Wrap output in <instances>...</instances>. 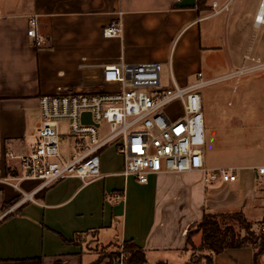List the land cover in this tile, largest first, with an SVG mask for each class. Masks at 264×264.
I'll return each instance as SVG.
<instances>
[{
	"label": "crops",
	"instance_id": "1",
	"mask_svg": "<svg viewBox=\"0 0 264 264\" xmlns=\"http://www.w3.org/2000/svg\"><path fill=\"white\" fill-rule=\"evenodd\" d=\"M261 1L204 0L197 7L195 0L178 8L176 0H0V177L22 173L17 157L37 140L40 96L101 92L104 66L161 65L167 57L184 87L202 67L203 80L235 81L229 96L222 88L206 101L216 106L202 112V157L207 169L235 168L237 175L235 182L204 184L202 173L164 172L140 184L121 176L122 158L110 146L100 154V178L88 185L68 178L22 202L20 192L0 183V264H106L96 262L91 243L124 242L140 248L146 264H187L186 235L204 214L241 213L254 226L264 219V186L256 176L264 167V71L234 77L246 56L264 59V41L250 42L248 32L264 27L255 22ZM119 10L122 36L104 38L102 29ZM32 18L39 47L26 35ZM175 83L172 77L169 86ZM39 184L23 181L19 189L32 193ZM259 260L264 264V255ZM211 264H254V249H226Z\"/></svg>",
	"mask_w": 264,
	"mask_h": 264
},
{
	"label": "built area",
	"instance_id": "2",
	"mask_svg": "<svg viewBox=\"0 0 264 264\" xmlns=\"http://www.w3.org/2000/svg\"><path fill=\"white\" fill-rule=\"evenodd\" d=\"M263 2L255 17L259 25H264ZM211 9L215 14L221 11L216 3L211 4ZM122 14L120 10L115 12V18L102 29L104 38L122 36ZM37 27V20L30 19L26 35L39 47L42 39ZM245 61L247 65L234 77L264 71V59L246 56ZM161 70L159 63L125 65L119 62L102 69V82L112 85L110 91L40 96L37 140L28 154L17 157L22 173L17 177H0V183L20 192L22 202L32 200L36 192L68 178L88 185L100 178V154L110 146L122 158L121 176L132 177L140 184H146L150 175L164 172L202 173L204 184L235 182V168L207 169L203 163L200 91L215 80H203L198 74L196 82L187 87L164 86ZM173 104L180 106V113L171 116L166 109ZM84 113L90 114V123L81 122ZM68 137L73 140V148L66 159L63 153L67 150L63 151L61 145ZM256 176L264 186V167L256 169ZM23 181L40 184L34 192L23 193L19 189ZM111 197L123 198L121 193H113ZM255 230L264 236V219L257 223ZM127 258L121 251L108 264H126Z\"/></svg>",
	"mask_w": 264,
	"mask_h": 264
},
{
	"label": "rangeland",
	"instance_id": "3",
	"mask_svg": "<svg viewBox=\"0 0 264 264\" xmlns=\"http://www.w3.org/2000/svg\"><path fill=\"white\" fill-rule=\"evenodd\" d=\"M229 4H230L229 5V7H230L232 3H229ZM229 7H228V9H229ZM220 17H222L221 19L223 21L226 20L225 13H223ZM214 20H216V19H214ZM213 21H210L205 25L208 26L209 24H212ZM233 26L234 25L232 22L230 24V30L231 31L233 30ZM201 27H202V25H201ZM248 32H249V41L250 42L259 44L262 41H264L263 40L264 39V27H261L259 30L253 29L252 31H251V29H249ZM168 60H169V58L167 57V60L165 62H163L164 64H161V69H162L161 70V83L164 86H169L171 79L173 77L177 83V84L175 83V85L178 88H183L184 86L180 85V82L178 81L179 79L175 75V69H174L173 65H172V68H170V66H169L170 64H169ZM211 66L213 67V72L209 76L214 78L216 76L215 74H218V72L214 73L215 66L213 64H211ZM198 72H200L202 75H204V77H208L207 70L205 69V67L200 68V71H198ZM196 74L197 73H195V75ZM182 75H184V73H182ZM192 80H193V77H192ZM231 82L233 83L235 81H228V83L212 84L210 86L204 87L201 90L202 112L203 113H205V112L210 113L211 111H215L216 104L209 105V104H206V101L212 100V102H213V100L215 98H218L219 97L218 95H220V93L224 92V90L227 87H228V89H227V91H225L226 93H224L222 97H226V96H229L231 94V92L229 91V89H230L229 85ZM101 88L103 91L104 90L110 91V90H112L113 87L110 84H106V83L102 82ZM222 88H225V89H222ZM211 108H213V110ZM166 110H167V113L170 114L171 116L178 115L180 113V106L178 104H173V105L167 107ZM61 128H63V124H61ZM72 148H73V140L70 137H68L66 142L61 145V149L63 151H64V149L67 150L66 152L63 153L64 158L68 159L69 153L72 151ZM207 154H208L207 155L208 158L214 157V153L210 150H208ZM217 220H220V219L217 218ZM197 225L198 224H196L192 228V231L196 230ZM220 225H221V227L232 228L234 230L235 234L238 235L239 239H241V240L247 239V240H250L251 242L255 243V245H253L255 249H257L259 247V239L262 238V236L256 232L254 225H252L251 228L248 230H244L240 225H238L235 222L230 221V220L221 221ZM191 240H192V242H191L192 244L187 245L186 249H185V252L188 253V255H189L188 256L189 261L187 264H206L208 262V258L210 256H209L208 252L202 251L200 249V246H199L200 241H201L200 234L192 235ZM91 246H92V252L96 256V260L100 261V262H105L106 264H108L111 260H113L111 258L113 257L114 252H116L117 255H119L121 251L123 253H125L123 243H119V244H115V245L113 244L112 246H97V245H94L93 243H91Z\"/></svg>",
	"mask_w": 264,
	"mask_h": 264
},
{
	"label": "trees",
	"instance_id": "4",
	"mask_svg": "<svg viewBox=\"0 0 264 264\" xmlns=\"http://www.w3.org/2000/svg\"><path fill=\"white\" fill-rule=\"evenodd\" d=\"M204 0H198L197 7H203ZM206 1V0H205ZM219 218L220 220H217ZM233 221L240 225L244 230H248L252 225L247 223L241 213L234 214H204L201 221L198 223L196 230L192 231L190 229L186 235V246L192 244V235L200 234V249L209 253L208 262L206 264H211L212 257L221 253L226 249L241 248L245 246H251L254 249V264H260V257L264 255V242L263 239H259V247L254 248L255 243L250 240L239 239L238 235L235 234L234 230L229 227H221V221L227 220ZM124 250L127 254L126 264H146V258L144 252L134 245L132 242H124ZM116 252L113 253L111 259L117 258ZM100 262V261H96ZM54 264H61L60 262H55Z\"/></svg>",
	"mask_w": 264,
	"mask_h": 264
},
{
	"label": "water",
	"instance_id": "5",
	"mask_svg": "<svg viewBox=\"0 0 264 264\" xmlns=\"http://www.w3.org/2000/svg\"><path fill=\"white\" fill-rule=\"evenodd\" d=\"M195 6V0H182L180 3L176 4V7L182 8V7H194ZM81 122L82 123H90V114L84 113L81 115Z\"/></svg>",
	"mask_w": 264,
	"mask_h": 264
},
{
	"label": "bare ground",
	"instance_id": "6",
	"mask_svg": "<svg viewBox=\"0 0 264 264\" xmlns=\"http://www.w3.org/2000/svg\"><path fill=\"white\" fill-rule=\"evenodd\" d=\"M264 3V2H263Z\"/></svg>",
	"mask_w": 264,
	"mask_h": 264
}]
</instances>
